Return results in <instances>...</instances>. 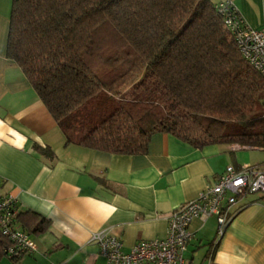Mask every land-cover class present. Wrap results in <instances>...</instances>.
<instances>
[{
  "label": "trees",
  "instance_id": "16d2710c",
  "mask_svg": "<svg viewBox=\"0 0 264 264\" xmlns=\"http://www.w3.org/2000/svg\"><path fill=\"white\" fill-rule=\"evenodd\" d=\"M217 1L11 0L6 54L66 142L134 155L160 132L198 148L264 150V77ZM16 219L28 233L45 222Z\"/></svg>",
  "mask_w": 264,
  "mask_h": 264
},
{
  "label": "crops",
  "instance_id": "0c3cea01",
  "mask_svg": "<svg viewBox=\"0 0 264 264\" xmlns=\"http://www.w3.org/2000/svg\"><path fill=\"white\" fill-rule=\"evenodd\" d=\"M253 28L264 26V0H233ZM11 0H0V193L17 213L45 220L29 233L36 250L0 264H106L91 232L108 229L128 250L164 238L168 214L195 198L224 168L239 166L226 144L201 148L154 133L142 154L124 155L66 142L22 70L6 54ZM49 148L47 157L38 148ZM16 225L20 226L16 219ZM22 228V227H21ZM187 264H264V194H246L216 240L213 216L193 218ZM215 244V245H213Z\"/></svg>",
  "mask_w": 264,
  "mask_h": 264
},
{
  "label": "built area",
  "instance_id": "2783aa9c",
  "mask_svg": "<svg viewBox=\"0 0 264 264\" xmlns=\"http://www.w3.org/2000/svg\"><path fill=\"white\" fill-rule=\"evenodd\" d=\"M215 8L240 55L264 77V26L251 27L233 0H218ZM255 192L264 194V162L229 164L195 198L168 214L164 238L142 239L128 250L123 249L118 236L105 228L91 232L89 239L98 246V253L106 264H187L184 252L193 238L189 222L193 218L213 216L218 240L238 209L240 199ZM16 215L15 196L0 193V237L7 241L2 252L11 261H18L36 250L29 233L16 225Z\"/></svg>",
  "mask_w": 264,
  "mask_h": 264
},
{
  "label": "rangeland",
  "instance_id": "374dc122",
  "mask_svg": "<svg viewBox=\"0 0 264 264\" xmlns=\"http://www.w3.org/2000/svg\"><path fill=\"white\" fill-rule=\"evenodd\" d=\"M233 145L240 147L237 144H233ZM234 153L240 165L264 162V150H261V149H256V148L237 149L234 151ZM255 193H258V192H255Z\"/></svg>",
  "mask_w": 264,
  "mask_h": 264
}]
</instances>
